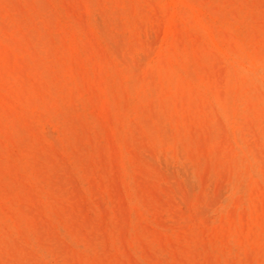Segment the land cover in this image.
Segmentation results:
<instances>
[{
  "label": "rangeland",
  "instance_id": "obj_1",
  "mask_svg": "<svg viewBox=\"0 0 264 264\" xmlns=\"http://www.w3.org/2000/svg\"><path fill=\"white\" fill-rule=\"evenodd\" d=\"M0 264H264V0H0Z\"/></svg>",
  "mask_w": 264,
  "mask_h": 264
},
{
  "label": "bare ground",
  "instance_id": "obj_2",
  "mask_svg": "<svg viewBox=\"0 0 264 264\" xmlns=\"http://www.w3.org/2000/svg\"><path fill=\"white\" fill-rule=\"evenodd\" d=\"M257 174V173H256Z\"/></svg>",
  "mask_w": 264,
  "mask_h": 264
}]
</instances>
